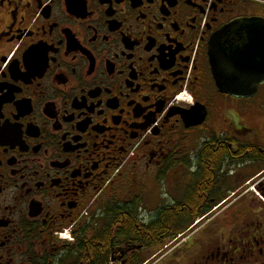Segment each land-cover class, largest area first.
Instances as JSON below:
<instances>
[{
    "label": "flooded vegetation",
    "instance_id": "obj_1",
    "mask_svg": "<svg viewBox=\"0 0 264 264\" xmlns=\"http://www.w3.org/2000/svg\"><path fill=\"white\" fill-rule=\"evenodd\" d=\"M251 24L264 0H0V264H264V85L222 94L210 57Z\"/></svg>",
    "mask_w": 264,
    "mask_h": 264
},
{
    "label": "water",
    "instance_id": "obj_2",
    "mask_svg": "<svg viewBox=\"0 0 264 264\" xmlns=\"http://www.w3.org/2000/svg\"><path fill=\"white\" fill-rule=\"evenodd\" d=\"M242 31L248 33L250 42L253 43L252 49L249 47L244 48V52H241L242 64H236L234 70H227L223 75L222 67H216V60L222 61L215 49L211 51V64L215 73L217 87L222 94L232 96L235 99H249L253 98L258 93L260 85H264V45L259 44L260 41L264 42V37L260 38L258 33L264 32V26L260 24H251L242 27ZM240 53V52H237ZM259 54L262 57V62H255V56ZM252 58V60H251ZM223 65V64H221ZM225 66V64L223 65ZM239 66L242 70H239ZM224 68H227L225 66ZM220 74V76H219ZM205 121L204 117H198L194 115H187L186 122L188 127L200 126Z\"/></svg>",
    "mask_w": 264,
    "mask_h": 264
},
{
    "label": "rangeland",
    "instance_id": "obj_3",
    "mask_svg": "<svg viewBox=\"0 0 264 264\" xmlns=\"http://www.w3.org/2000/svg\"><path fill=\"white\" fill-rule=\"evenodd\" d=\"M242 101H237L236 100V106L240 107L243 106L244 104L241 103ZM250 104L249 106H251V113L246 115L245 114V119H247V122L250 124V126H254L256 127L255 124H253V122L251 121V119L255 122H257L259 124V127H261V132H264V103L261 102H254L251 101V103H247ZM261 119V120H259ZM260 121V122H259ZM217 127H222L221 125H217Z\"/></svg>",
    "mask_w": 264,
    "mask_h": 264
}]
</instances>
